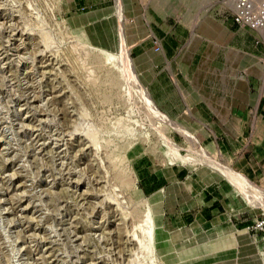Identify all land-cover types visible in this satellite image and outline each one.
Instances as JSON below:
<instances>
[{
    "label": "rangeland",
    "instance_id": "1",
    "mask_svg": "<svg viewBox=\"0 0 264 264\" xmlns=\"http://www.w3.org/2000/svg\"><path fill=\"white\" fill-rule=\"evenodd\" d=\"M74 1L0 0V264H252L212 228L175 230L143 193V175L175 165L243 181L144 100L115 0Z\"/></svg>",
    "mask_w": 264,
    "mask_h": 264
},
{
    "label": "crops",
    "instance_id": "2",
    "mask_svg": "<svg viewBox=\"0 0 264 264\" xmlns=\"http://www.w3.org/2000/svg\"><path fill=\"white\" fill-rule=\"evenodd\" d=\"M87 2L77 0L74 6L83 8ZM122 4L119 13L116 2L109 8L116 20L125 21L128 57L157 108L191 129L202 146L243 177L239 180L264 188L260 34L233 21L230 0H123ZM153 38L159 40L158 50ZM207 172L213 179L195 167L191 171L175 165L143 175L141 188L149 199L165 202L161 214L175 230L212 228L222 240L235 241L240 248L236 259L260 264L255 252L245 250L254 245L247 227L259 216H247L243 197L227 180ZM229 228L234 229L232 234L221 233Z\"/></svg>",
    "mask_w": 264,
    "mask_h": 264
},
{
    "label": "built area",
    "instance_id": "3",
    "mask_svg": "<svg viewBox=\"0 0 264 264\" xmlns=\"http://www.w3.org/2000/svg\"><path fill=\"white\" fill-rule=\"evenodd\" d=\"M232 3V19L241 26L260 34V40L264 45V0H230ZM155 49L160 48L159 40H152ZM258 41H256L257 43ZM249 232L255 234L254 239L258 238V234L262 233L258 238L264 243V216L257 217L253 224L247 227Z\"/></svg>",
    "mask_w": 264,
    "mask_h": 264
},
{
    "label": "bare ground",
    "instance_id": "4",
    "mask_svg": "<svg viewBox=\"0 0 264 264\" xmlns=\"http://www.w3.org/2000/svg\"><path fill=\"white\" fill-rule=\"evenodd\" d=\"M118 1V0H117ZM115 2H116V0H115ZM119 2V1H118ZM117 2V4L119 5V3ZM117 6V5H116ZM120 31V30H119ZM121 33V32H120ZM120 40H122V38L120 39ZM124 42L125 41H122V42H120V48H121V50L122 49H124ZM119 60H121L120 62H122V63H124L126 66H128L129 68H130V72L132 73V74H135V71H134V67H133V65H132V63L130 62V60L124 55V54H122L120 57H119ZM125 65L123 66V64H122V66L125 68ZM127 68V67H126ZM125 68V69H126ZM128 68V69H129ZM124 70V69H123ZM129 72V73H130ZM128 74V73H127ZM132 78H134V76L132 77ZM135 79V78H134ZM133 79V80H134ZM138 82V81H137ZM136 81H135V84L137 83ZM138 84H139V82H138ZM137 86V89H139L140 90V92H141V94L143 95V98H144V100L149 104V106L153 109V111L154 112H156V114L157 115H159L164 121H168V122H170V119L167 117V116H165L164 114H162L160 111H159V109L157 108V106L155 105V103L153 102V100L151 99V97L148 95V93H147V91H146V89H145V87H144V85L143 84H139V85H136ZM159 118V117H158ZM161 119V120H162ZM175 122V121H174ZM171 123V122H170ZM174 124V123H173ZM176 127H177V129L180 131V132H183V128L180 126V125H175ZM184 134V133H183ZM193 140V139H192ZM193 152V151H192ZM205 152V151H204ZM203 152V153H204ZM197 153V152H196ZM200 153V152H199ZM205 154V153H204ZM210 161H212V160H210ZM218 163V162H217ZM217 163H216V167L217 168H219V169H221L222 171H225L227 168H222V167H224V166H222L221 164H219V165H217ZM223 169H225V170H223ZM229 170V169H228ZM226 172V174H228L227 173V171H225ZM224 172V173H225ZM230 177H235V178H237V179H239V178H241V179H243V177H241V176H239L237 173H235V172H233V171H231L230 172ZM231 180L233 179V178H230ZM234 181V180H233ZM237 181V180H236ZM247 181V180H246ZM231 185H232V187L234 188V190L236 191V192H238L242 197H243V199L245 200V202H247V204L249 205V206H251V207H253V208H258V209H261V210H263V212H264V190L259 186V185H256V184H254V183H252V182H245V183H243V182H236L235 183V181L234 182H232V181H228ZM261 259V262H264V257L262 258H260Z\"/></svg>",
    "mask_w": 264,
    "mask_h": 264
}]
</instances>
